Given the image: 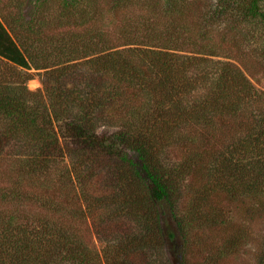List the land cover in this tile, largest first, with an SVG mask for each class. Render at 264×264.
<instances>
[{"label": "trees", "instance_id": "1", "mask_svg": "<svg viewBox=\"0 0 264 264\" xmlns=\"http://www.w3.org/2000/svg\"><path fill=\"white\" fill-rule=\"evenodd\" d=\"M0 64V264H264V0H0Z\"/></svg>", "mask_w": 264, "mask_h": 264}, {"label": "rangeland", "instance_id": "2", "mask_svg": "<svg viewBox=\"0 0 264 264\" xmlns=\"http://www.w3.org/2000/svg\"><path fill=\"white\" fill-rule=\"evenodd\" d=\"M5 2V1H3ZM1 65V64H0ZM21 75L26 77L25 85L29 91H37L43 89V84L41 81V74L42 71H35V70H21L19 71ZM253 84L259 88L264 90V80L261 78H255L252 80ZM102 133L106 132V129L100 130ZM6 168L4 162H0V174ZM253 231V237L249 241V243L244 247L243 253L239 256L238 259H231L229 260L228 264H252L254 262V256L256 254V249L258 246V239L261 235L263 224L259 223L258 221H254L251 225Z\"/></svg>", "mask_w": 264, "mask_h": 264}]
</instances>
